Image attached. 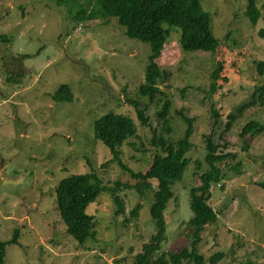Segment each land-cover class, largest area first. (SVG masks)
Masks as SVG:
<instances>
[{
	"label": "rangeland",
	"instance_id": "1",
	"mask_svg": "<svg viewBox=\"0 0 264 264\" xmlns=\"http://www.w3.org/2000/svg\"><path fill=\"white\" fill-rule=\"evenodd\" d=\"M200 1L219 45L213 52H187L180 29L164 24L169 35L156 62L163 70L158 97L170 100L165 131L156 114L162 100L146 108L148 125L140 124L131 102L144 105L138 87L149 60L147 43L127 37L116 20L73 25L53 0H0V241L18 234V244L5 245L2 264H133L155 231L149 206L156 182L141 197L124 185L135 177L92 132L93 119L109 111L128 115L136 125V134L118 146L134 171L147 169L153 153L162 152L152 143L154 130L176 139L187 127L178 111L195 118L190 162L171 183L165 238L154 256L190 247L189 189L208 168L204 136L211 134L218 151L236 158L218 163L224 178L212 183L209 199L217 220L206 225L195 250L203 264L216 252L223 254L216 264H264V105L250 104L225 130L227 115L251 102L255 87L264 84L256 64L264 60V0L256 2L255 23L245 14L247 0ZM218 62L222 70L212 91ZM63 83L71 92L68 103L52 97ZM250 120L261 131H250L245 146L239 132ZM236 160L238 171L229 167ZM85 171L106 185L117 183L123 204L109 191L99 192L85 208L94 217L90 236L78 244L66 232L55 187L60 178ZM138 202L135 220L131 211Z\"/></svg>",
	"mask_w": 264,
	"mask_h": 264
},
{
	"label": "trees",
	"instance_id": "2",
	"mask_svg": "<svg viewBox=\"0 0 264 264\" xmlns=\"http://www.w3.org/2000/svg\"><path fill=\"white\" fill-rule=\"evenodd\" d=\"M57 5L64 7L67 18L73 25L87 21L108 22L116 20L124 28L127 37L147 43L150 48L148 63L145 66L143 82L138 87V93L144 98V105L137 100H131L135 107L136 116L141 125H148V118L144 112L155 100H162L160 109L156 112L157 117L162 120V128L170 131L168 112L170 100L161 98L162 94L158 82L163 75V70L158 66L156 60L163 50L169 27L179 28L180 45L187 52L204 51L213 52L219 45V40L211 29L210 14L202 7L200 0H53ZM257 0H247L245 14L252 23L260 16L256 5ZM263 34V31H260ZM24 54L20 59L27 57ZM259 74L264 71V60L256 62ZM222 64L218 62L213 70L211 89L216 88V80L220 77ZM52 97L59 102L68 103L71 100V92L67 84H60L53 92ZM252 100L227 115L225 130H229L233 123L243 114L250 104L260 103L264 105V84L255 87ZM181 118L187 123L184 135L176 139H168L153 131L152 143L159 147L162 152L155 151L152 155L150 165L144 171H134L121 158V143L136 134L134 121L126 114L109 111L98 116L92 121V132L95 138L101 140L111 151L112 157L127 171L131 172L136 181L133 184H124L131 187L140 195L145 189L152 187L153 180L156 187L153 190L152 202L149 212L154 221L155 231L142 243L141 252L134 256L133 264H180L182 260H192L193 264H203V256L196 252L197 243L201 240V233L206 225L215 223L217 213L211 206L210 189L212 183H218L224 178L222 167L218 163L227 164L228 159L236 158V153L231 151H218L219 143H216L211 134L205 135V146L207 152L204 156L208 168L197 177V183L190 187V208L193 212L188 224L193 228L190 247H184L176 253L162 252L154 256L161 248L165 238L166 221L164 210L169 199L173 197L171 183L182 177L185 167L190 162L186 155L192 145L189 140L193 133L194 117L178 111ZM217 116L216 111H214ZM261 131V125L252 120L245 123L239 132L246 146V136L250 131ZM197 162V159H195ZM239 160L229 165L230 169L238 171ZM222 187V185L220 184ZM118 185H106L101 183L100 178L93 171L74 172L60 178L55 187V197L58 212L66 225V232L78 244H83L90 236L93 216L87 214L86 206L93 202L101 191H109L114 202L123 204L119 193L116 192ZM141 204L138 202L131 211V215L138 220V211ZM129 220V219H128ZM7 243L18 244L17 231L13 232L12 238L0 241V264H2L4 247ZM154 254V255H153ZM222 252H216L209 257L210 264H216Z\"/></svg>",
	"mask_w": 264,
	"mask_h": 264
}]
</instances>
